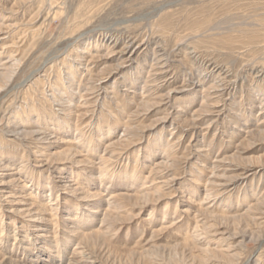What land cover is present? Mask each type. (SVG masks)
Returning <instances> with one entry per match:
<instances>
[{"label":"rangeland","instance_id":"rangeland-1","mask_svg":"<svg viewBox=\"0 0 264 264\" xmlns=\"http://www.w3.org/2000/svg\"><path fill=\"white\" fill-rule=\"evenodd\" d=\"M0 264H264V0H0Z\"/></svg>","mask_w":264,"mask_h":264},{"label":"bare ground","instance_id":"bare-ground-1","mask_svg":"<svg viewBox=\"0 0 264 264\" xmlns=\"http://www.w3.org/2000/svg\"><path fill=\"white\" fill-rule=\"evenodd\" d=\"M210 64V63H209Z\"/></svg>","mask_w":264,"mask_h":264}]
</instances>
